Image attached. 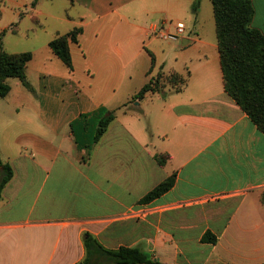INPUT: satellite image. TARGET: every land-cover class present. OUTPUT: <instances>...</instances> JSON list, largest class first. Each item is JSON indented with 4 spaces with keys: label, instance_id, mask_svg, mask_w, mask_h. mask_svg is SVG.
<instances>
[{
    "label": "crops",
    "instance_id": "0c3cea01",
    "mask_svg": "<svg viewBox=\"0 0 264 264\" xmlns=\"http://www.w3.org/2000/svg\"><path fill=\"white\" fill-rule=\"evenodd\" d=\"M195 2L0 0L4 50L32 54L31 88L9 78L0 98V156L14 170L0 264H82L86 233L164 264H264V133L225 91L212 0L196 14ZM251 2L264 35V0ZM170 24L185 26L180 41L155 35ZM75 29L70 71L49 45ZM160 72L187 86L133 101ZM104 111L116 119L88 149Z\"/></svg>",
    "mask_w": 264,
    "mask_h": 264
},
{
    "label": "trees",
    "instance_id": "16d2710c",
    "mask_svg": "<svg viewBox=\"0 0 264 264\" xmlns=\"http://www.w3.org/2000/svg\"><path fill=\"white\" fill-rule=\"evenodd\" d=\"M201 0H196L193 12L199 10ZM216 20L218 47L226 93L249 116L258 129L264 133V35L252 27L255 14L251 0H212ZM82 29H75L65 36H59L50 43L53 53L73 71L71 44L79 42ZM32 60L31 53L9 54L0 42V98H6L11 88L9 78H17L26 88H31L26 78V68ZM188 77L176 73L160 72L133 97V101H143L148 94L162 93L165 89L179 93L185 89ZM116 119L114 111H104L98 119L90 149L98 144ZM164 166L168 155L156 157ZM14 177L12 166L0 156V200L5 187ZM172 175L139 203L149 204L169 192L175 184ZM207 233L204 241L215 243ZM85 258L82 264H164L140 248L121 247L118 250L106 249L90 233L84 234Z\"/></svg>",
    "mask_w": 264,
    "mask_h": 264
},
{
    "label": "built area",
    "instance_id": "2783aa9c",
    "mask_svg": "<svg viewBox=\"0 0 264 264\" xmlns=\"http://www.w3.org/2000/svg\"><path fill=\"white\" fill-rule=\"evenodd\" d=\"M174 31H172V25H167L164 27H160L155 31V35L158 38L168 40V41H173V42H178L180 41L186 34V28L183 24H176L173 26ZM147 205V204H144Z\"/></svg>",
    "mask_w": 264,
    "mask_h": 264
}]
</instances>
